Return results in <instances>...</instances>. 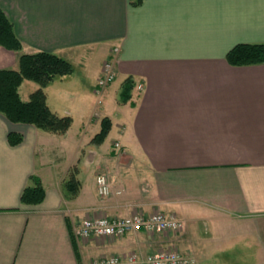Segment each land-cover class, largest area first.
Returning <instances> with one entry per match:
<instances>
[{
  "label": "crops",
  "instance_id": "1",
  "mask_svg": "<svg viewBox=\"0 0 264 264\" xmlns=\"http://www.w3.org/2000/svg\"><path fill=\"white\" fill-rule=\"evenodd\" d=\"M0 8L21 41L19 50L0 45V69H17L22 53L41 50L73 66L43 87L48 107L72 118L66 132L0 113V264H92L161 248L264 264V63L225 58L237 43L264 42V0H0ZM109 58L115 78L100 90L104 103L91 106L85 90L67 83L76 65L98 78ZM38 87L24 79L20 98ZM104 116L117 131L108 146L106 137L92 142ZM9 131L22 141L10 144ZM98 173L120 193L100 196ZM31 175L45 190L34 204L21 201ZM157 210L184 227L74 233L87 217Z\"/></svg>",
  "mask_w": 264,
  "mask_h": 264
},
{
  "label": "trees",
  "instance_id": "2",
  "mask_svg": "<svg viewBox=\"0 0 264 264\" xmlns=\"http://www.w3.org/2000/svg\"><path fill=\"white\" fill-rule=\"evenodd\" d=\"M134 6L143 0H129ZM0 45L19 50L21 41L14 33L12 23L0 8ZM228 63L232 65H250L264 63V42H240L233 45L225 55ZM73 71L72 64L65 58L49 51H36L34 53H22L19 56L17 69H0V113L11 122L28 123L38 129L64 133L71 124L69 115H58L53 112L46 103V95L43 87L57 75H66ZM24 79H30L39 84L28 100H22L18 93V86ZM130 82L125 83L120 92L121 100L129 97ZM111 128V121L107 116L100 121V130L92 137V142L100 143L107 136ZM7 138L10 144L22 141V134L9 131ZM74 170L68 179L70 185L75 183ZM45 190L39 178L31 175L28 184L21 194L23 203L34 204L41 202Z\"/></svg>",
  "mask_w": 264,
  "mask_h": 264
},
{
  "label": "built area",
  "instance_id": "3",
  "mask_svg": "<svg viewBox=\"0 0 264 264\" xmlns=\"http://www.w3.org/2000/svg\"><path fill=\"white\" fill-rule=\"evenodd\" d=\"M116 51V48H115ZM116 71L113 58L104 61L101 74L97 78L95 92L100 93L101 88L107 85L115 77ZM142 88V85H138ZM96 189L100 196H107L111 193H120L114 190L108 176L105 173L96 175ZM184 227V222L175 214H166L163 211H153L147 215L132 213L119 217H87L74 228V233L80 237L90 236H112L119 237L130 232L144 230L147 232H167L178 231ZM138 254L132 252L127 257L122 258L117 255H110L101 259H96L92 264H136ZM192 258L182 254L174 248H161L154 252L145 254L140 258L142 264H191Z\"/></svg>",
  "mask_w": 264,
  "mask_h": 264
},
{
  "label": "rangeland",
  "instance_id": "4",
  "mask_svg": "<svg viewBox=\"0 0 264 264\" xmlns=\"http://www.w3.org/2000/svg\"><path fill=\"white\" fill-rule=\"evenodd\" d=\"M88 75H90V74H88ZM94 84L95 85L97 84V76L90 75L88 78L86 76L84 77L82 67L79 65L75 66V71L71 75L70 80L67 83V85H71V87H69V88H72V87L74 88V86H76L75 90H85V92H87V94L90 96L88 99V103L91 106L98 104L97 101L100 97V94L95 95L93 90L90 89L92 86H93L92 89L94 88V86H95ZM78 85H79V87H78ZM104 87H106V85ZM103 88H101V89H103ZM100 99H101V103L98 104L99 106L102 103H104V101H105L103 99L102 94H101ZM75 105L79 106V103L73 102L71 104V107H75ZM116 139H117V131H116V128H114L111 132H108L106 139H105V144L107 143V146L111 145L112 143H114V141H116ZM56 147H58V146H56ZM70 147H72V144H70ZM115 148L117 151L120 149L119 146H116V145H115ZM57 150H61V148L58 147ZM73 170H75L74 166H72L70 173ZM189 257L192 258V260H193L191 262V264H226V263H224V258L221 255L209 256V257L208 256H196V257L189 256ZM231 261H232V263H227V264H238V258H232Z\"/></svg>",
  "mask_w": 264,
  "mask_h": 264
}]
</instances>
